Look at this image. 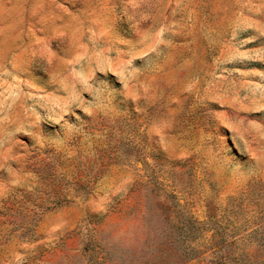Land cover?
Instances as JSON below:
<instances>
[{
  "label": "rangeland",
  "instance_id": "rangeland-1",
  "mask_svg": "<svg viewBox=\"0 0 264 264\" xmlns=\"http://www.w3.org/2000/svg\"><path fill=\"white\" fill-rule=\"evenodd\" d=\"M0 264H264V0H0Z\"/></svg>",
  "mask_w": 264,
  "mask_h": 264
}]
</instances>
